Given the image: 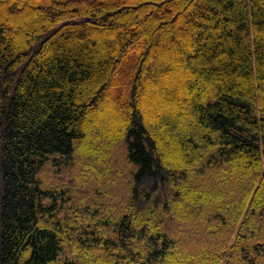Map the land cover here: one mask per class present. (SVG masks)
I'll return each mask as SVG.
<instances>
[{
  "label": "trees",
  "instance_id": "obj_1",
  "mask_svg": "<svg viewBox=\"0 0 264 264\" xmlns=\"http://www.w3.org/2000/svg\"><path fill=\"white\" fill-rule=\"evenodd\" d=\"M0 264H264V0H0Z\"/></svg>",
  "mask_w": 264,
  "mask_h": 264
},
{
  "label": "rangeland",
  "instance_id": "obj_2",
  "mask_svg": "<svg viewBox=\"0 0 264 264\" xmlns=\"http://www.w3.org/2000/svg\"><path fill=\"white\" fill-rule=\"evenodd\" d=\"M109 1L118 2L119 0H109ZM100 29L102 31H105L106 30L105 27H103V26H101ZM153 83H154V81H153ZM156 84H158L157 81H156ZM156 84L153 85L154 88H152V89H154V90H152L151 92L149 91L146 96L150 97V100H156L158 102V97H160L159 95H161V94L163 95L164 94L163 95L164 100H167V98H166V97H168V95H167V87L166 88H163V90H161L159 87H157ZM144 95L142 97H144ZM142 100H144V99H139V101H142ZM100 102H99V106H97V108L99 109V114H98L99 117L98 118L99 119H102V121H104L105 124L103 125L102 134L99 133V131H98L97 137H99V138L103 137L104 138L107 134L109 135L114 130H116L117 129L116 126H118V127L119 126H121V127L125 126L126 119L123 116V114L121 115V112L119 111V109L116 106L111 105V104H109V103H107L106 101H103V100H101ZM150 103H151L150 101H147L146 103L144 101L142 102V107H141L142 108V111L145 114H147V116H148V113H147L146 110H147V106ZM139 104H140V102H139ZM179 109L180 108H176V110H179ZM148 117H150V116H148ZM150 118L152 119V117H150ZM91 131H92V129H91ZM91 144H95V141H90V145ZM118 148H121V147L119 146ZM111 151L114 152L113 156H115V153L117 151H115V149L113 147H112V149L110 151L108 150L106 152V154L108 155L110 153V156H111ZM98 152H99V150H98ZM174 154H176V153H174ZM113 156H112V158H113ZM102 157H105V155L104 156L103 155H98V158L101 159V160L104 159ZM78 176H80V173L78 174ZM219 178H220L219 175L216 174L215 175V178H213L212 180L215 181V183L216 182H221V179H219ZM58 181H61V179H59ZM60 184H62V183H60ZM189 186H190V184L187 183V185L185 187H189ZM190 188H192V185H191ZM190 188L186 189V191L189 190Z\"/></svg>",
  "mask_w": 264,
  "mask_h": 264
}]
</instances>
